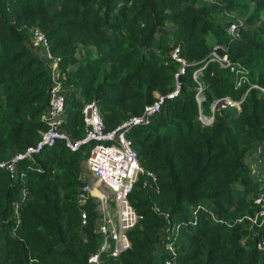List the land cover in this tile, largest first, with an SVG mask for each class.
<instances>
[{"label": "trees", "instance_id": "trees-1", "mask_svg": "<svg viewBox=\"0 0 264 264\" xmlns=\"http://www.w3.org/2000/svg\"><path fill=\"white\" fill-rule=\"evenodd\" d=\"M33 27L57 64L60 128L70 139L84 134L83 102H95L111 129L165 97L125 132L142 168L128 194L140 216L130 246L102 263L264 264L250 220L261 188L244 161L264 146V96L249 86L264 87V0H0V161L46 127L52 75ZM212 47L236 71L210 59ZM238 75L246 80L236 83ZM242 95L238 109L198 119L215 99ZM88 150L58 138L13 162V175L0 167V264H89L98 246L93 203L77 200Z\"/></svg>", "mask_w": 264, "mask_h": 264}, {"label": "built area", "instance_id": "built-area-1", "mask_svg": "<svg viewBox=\"0 0 264 264\" xmlns=\"http://www.w3.org/2000/svg\"><path fill=\"white\" fill-rule=\"evenodd\" d=\"M234 30V22L228 23V31L232 33ZM31 33L33 39L43 45V55L52 75L47 105L40 113V119L45 122L46 127L40 131L34 144L28 145L22 152L15 153L9 160L0 161V167L13 175L15 172L13 162L24 156H31L58 138L62 139L70 149H77L81 144H88L89 150L84 160L88 173H83L86 179L81 178L82 183L77 188V200L83 202L90 198L95 214L94 222L95 230L98 233V246L87 257V262L89 264H103V256H117L130 246L127 231L140 216L130 204L128 194L133 187L137 174L142 172V168L138 161L137 152L132 147L125 132L133 125L146 123L151 112L158 110L159 104L165 97L159 95L151 104L145 105L139 114L128 117L111 129L104 128L95 102H83L80 112L84 124V134L81 138L72 140L60 128L64 120V93L60 83L54 79L57 71L56 61L47 49L43 32L33 27ZM176 49L174 48L172 51L173 57H177ZM209 54L210 59L217 61L219 65L227 66L230 70L236 71L234 63L229 61L225 53H218L215 47H212ZM195 75L194 72V78ZM244 80H246L244 75H238L236 83ZM249 86L259 88L262 96H264V87L255 83H250ZM200 88L201 86L198 85L195 93V99L198 102L201 99ZM176 92L177 85L165 96L171 97ZM242 98L243 95L236 100L228 96L217 98L210 106L211 113L203 114L199 111L198 119L202 124H209L213 118L212 112L216 109L213 107L216 101H222L220 103L222 106L229 105L238 109L239 101ZM260 173L263 179L260 185L261 189L253 197L257 210L250 216V220L258 228L256 247L264 252V161L260 164ZM80 216L81 222L84 223L86 216L84 210L80 211ZM166 248L171 255L175 253L171 243L167 242ZM162 264H175V262L171 257H168L163 260Z\"/></svg>", "mask_w": 264, "mask_h": 264}, {"label": "rangeland", "instance_id": "rangeland-1", "mask_svg": "<svg viewBox=\"0 0 264 264\" xmlns=\"http://www.w3.org/2000/svg\"><path fill=\"white\" fill-rule=\"evenodd\" d=\"M216 17H220V16H219V15H216ZM221 106H222V104L218 105L216 109L220 108ZM255 146H258V147H259V150L262 151V153H260L259 155L264 154V146L262 147V146H259V145H254V147H255ZM249 156H250V153L247 154V155L244 157V161H246V162H248V163H250V160H251V159H253V161H257V159H254V158H256V157H254V156H252V155H251L250 157H249ZM250 158H251V159H250ZM250 168H251V173H252V175L255 176V168H254V165H253L252 163H250ZM258 168H260V165L258 166ZM84 172L88 173V170L86 169V167H85V162L83 161V162H82V169H81V173H80V176H81L82 179H86V178H85V175L83 174ZM256 172H258V170H257ZM253 178H254L256 181H258L259 185L261 184V183H260V179H261L260 169H259V175H256V176L253 177Z\"/></svg>", "mask_w": 264, "mask_h": 264}, {"label": "crops", "instance_id": "crops-1", "mask_svg": "<svg viewBox=\"0 0 264 264\" xmlns=\"http://www.w3.org/2000/svg\"><path fill=\"white\" fill-rule=\"evenodd\" d=\"M260 153H262V151L259 150V147L258 146H255L253 148V151L250 153V156L252 155V156L256 157L254 159H257V161H253V159L250 158L251 159L250 160V163H252L254 165V168H255V176L256 175H259V169L260 168H258V166L261 164L262 161H264V154L259 155ZM246 163H248V162H246ZM250 163H248L249 168H250ZM257 170H258V172H256ZM250 173H251V168H250ZM251 175H252V173H251ZM252 176L255 177L254 175H252ZM262 180L263 179H262V176H261L260 183H262Z\"/></svg>", "mask_w": 264, "mask_h": 264}, {"label": "water", "instance_id": "water-1", "mask_svg": "<svg viewBox=\"0 0 264 264\" xmlns=\"http://www.w3.org/2000/svg\"><path fill=\"white\" fill-rule=\"evenodd\" d=\"M220 103H222V101H216L215 103H214V108H217V106L220 104Z\"/></svg>", "mask_w": 264, "mask_h": 264}]
</instances>
